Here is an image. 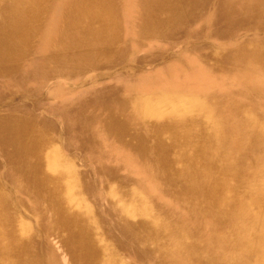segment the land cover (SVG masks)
Here are the masks:
<instances>
[{
    "label": "bare ground",
    "instance_id": "1",
    "mask_svg": "<svg viewBox=\"0 0 264 264\" xmlns=\"http://www.w3.org/2000/svg\"><path fill=\"white\" fill-rule=\"evenodd\" d=\"M257 91L264 0H0V264H211L181 216L264 264V172L227 155L264 158Z\"/></svg>",
    "mask_w": 264,
    "mask_h": 264
},
{
    "label": "rangeland",
    "instance_id": "2",
    "mask_svg": "<svg viewBox=\"0 0 264 264\" xmlns=\"http://www.w3.org/2000/svg\"><path fill=\"white\" fill-rule=\"evenodd\" d=\"M145 53H147V52H145ZM148 69H150V68H148ZM59 82L60 81H58L57 79L46 81L43 83H41L40 81L39 82L31 81V88L34 90H40V91H42V93H45L47 88L50 85L56 87V90L54 91V92H56L55 96L50 97L48 99L44 98L43 100H40V103L43 104L42 107H40V109H39L40 111L44 110V107H48V106L51 107V106L57 105V103H59V100H61L59 98V95H57L58 90H59L58 86L60 84ZM221 85H224V82L220 83V85L217 87V89L221 88ZM253 100L256 101V103L260 101V105L264 106V96L261 95L258 91L253 94ZM257 112L259 114V117H261L262 122H264V109H261ZM52 116L55 118L56 114H54ZM227 155L229 158H231V160L233 162V165H232L233 170H236V169L241 170L243 173L244 179H249L250 181L256 180L257 178L260 177V174L262 172H264V158L263 157L256 158L254 154L244 153L242 150L237 149V148L229 149L227 151ZM108 156H110V155H108ZM110 158H111V156H110ZM109 160L110 159H106V161H109ZM116 163L119 165L116 168L121 169L120 170L121 175L124 174V171L126 168L131 170V171H129L128 169H126L128 172L135 174L134 170H132L128 166L127 167L125 166L126 162L116 161ZM106 164H110V163H106ZM112 164L115 165L114 163H112ZM223 168H225V167L223 166ZM253 172H257L256 179L251 178V176L253 175L252 174ZM237 185L238 184H236V186ZM248 191L249 190L243 191L240 188L238 194H235L234 198L240 200L242 197H244L246 195L249 196V194H251L250 193L251 191L250 192H248ZM147 199L149 201V204L155 203L156 201L160 202L161 204L166 203L165 200H161L157 195H155V193H151L150 191H148V193H147ZM163 208H164V212H166L168 215L171 213V209H173L168 204L163 206ZM179 215H180V213H179ZM251 216L252 215L250 214V217ZM177 221H178V226H179L180 231L186 232V233L194 236L193 242L190 244L191 245L196 244L199 251L201 249V253L203 254V255L199 254L201 258L208 259L211 262V264H229L230 263V256L231 255H228L227 251L224 250L223 248H224V244L226 242H229L228 240H230V238H231L230 234L234 233V230L236 229L237 225L235 226L233 223H230V222H228L226 224L211 222L209 224H205V225L201 226L200 222L186 223L183 216H181L180 219L177 217ZM200 227H201L204 235L199 233ZM219 237H222V240H218V241L215 240L212 243L213 239L219 238ZM203 245H205V246H203ZM208 246H209V248H208ZM210 246L212 248H210ZM210 249H212V250H210ZM126 260L129 264L134 263V261H136L140 264H147L146 258L144 256H141V255H138L137 259L129 257ZM59 261L61 264H66L65 258L60 259ZM47 262H48V260H47Z\"/></svg>",
    "mask_w": 264,
    "mask_h": 264
}]
</instances>
